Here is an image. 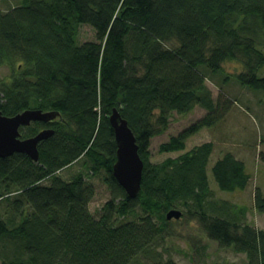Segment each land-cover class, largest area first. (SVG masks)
I'll list each match as a JSON object with an SVG mask.
<instances>
[{"label": "trees", "instance_id": "trees-1", "mask_svg": "<svg viewBox=\"0 0 264 264\" xmlns=\"http://www.w3.org/2000/svg\"><path fill=\"white\" fill-rule=\"evenodd\" d=\"M82 25L94 29L95 41L80 42ZM258 26L264 28V0H23L0 9V67L12 68L0 83V112L60 113L20 128L22 139L54 129L39 143L37 162L22 153L0 157V202L12 210L0 215L1 264H150L177 221L168 212L181 208L178 220H198L210 239L245 253L248 264H264V230L244 221L247 208L208 205L215 144L185 151L191 136L216 127L231 109L207 83L225 62L244 67L226 80L264 92ZM197 107L207 114L159 147L185 152L152 162V139L168 131L173 114ZM114 108L128 121L144 162L134 199L113 174ZM82 159L93 175L105 172L111 199L99 218L90 210L95 189L85 173L61 175ZM212 172L221 191L249 187L246 163L232 152ZM254 206L264 213L260 188ZM138 207L137 221L117 223Z\"/></svg>", "mask_w": 264, "mask_h": 264}, {"label": "rangeland", "instance_id": "rangeland-1", "mask_svg": "<svg viewBox=\"0 0 264 264\" xmlns=\"http://www.w3.org/2000/svg\"><path fill=\"white\" fill-rule=\"evenodd\" d=\"M23 0H0V9H8L20 5ZM258 34L255 36L257 47L264 51V28L258 26ZM81 43L95 41V31L89 25H82L79 31ZM175 46L176 43L170 44ZM244 70L243 64L238 61H227L224 63V70L217 75H211L208 84L218 99L221 94L222 101H229L231 109L226 117L214 128H204L187 140L189 151L195 146L205 142L215 144L214 151L208 164V175L210 187L214 194L208 199V205H221L227 201L231 205L246 207L247 213L245 222L264 230V213H260L254 206V195L257 188L264 192V92L254 90L247 86L240 85L236 79H227L229 74H237ZM259 77L264 76V66L257 72ZM12 76V68L9 66L0 67V83L8 81ZM223 91L229 93L234 103ZM203 108L197 107L192 112L180 115L173 114L168 132L156 136L151 143V160L154 163L164 161L168 157H178L185 151L175 153H162L159 147L162 143L169 141L173 135L197 122L203 116ZM243 151L247 158V171L251 173V180L246 191L225 192L221 191L213 176L212 168L216 161L227 152L233 154ZM82 159L71 167L63 170L61 175L64 179L70 180L79 172L86 175L87 183L95 189V196L90 202L92 214L99 218L102 215V208L111 199V193L104 181L105 172L102 170L93 175L84 165ZM258 170V171H257ZM45 183H49L46 181ZM18 195L13 196V198ZM6 201L0 202L1 217L10 216L11 208H8ZM185 212L184 208H181ZM8 211V212H6ZM8 213L9 215H5ZM214 213V212H213ZM142 214L141 207L137 213L126 218H117V223L126 221H137ZM158 247V253L153 258H148L150 264H248L245 253L237 252L233 247L221 246L218 242L210 239L203 230L198 220H177L171 226L170 236L164 238ZM1 264V260H0Z\"/></svg>", "mask_w": 264, "mask_h": 264}, {"label": "water", "instance_id": "water-1", "mask_svg": "<svg viewBox=\"0 0 264 264\" xmlns=\"http://www.w3.org/2000/svg\"><path fill=\"white\" fill-rule=\"evenodd\" d=\"M57 111L44 112L40 109H27L17 115L7 116L0 112V157H9L15 153L28 155L33 161L39 160L38 145L55 133L54 129L42 130L37 135L21 138V127L32 122H51L58 118ZM117 144V160L113 166V174L130 198H137L142 189L144 162L139 154L136 137L129 127L128 121L114 108L110 116ZM182 211L173 209L168 212V220L182 218Z\"/></svg>", "mask_w": 264, "mask_h": 264}, {"label": "crops", "instance_id": "crops-1", "mask_svg": "<svg viewBox=\"0 0 264 264\" xmlns=\"http://www.w3.org/2000/svg\"><path fill=\"white\" fill-rule=\"evenodd\" d=\"M208 83V82H207ZM209 85V84H208ZM225 93V95L231 100L233 101L234 103L236 102L235 99H232V96L229 95V93H227L226 91H223ZM213 96L214 98H216V95L213 93ZM207 114V111L206 110H203V115H206ZM168 132V131H167ZM238 159H241L243 160L245 163H246V166H247V161H246V158H247V155L246 153H244L243 151H240L239 153H236L234 154ZM258 171V170H257ZM249 173V172H248ZM251 174V173H249ZM246 191V190H245ZM244 192V191H243Z\"/></svg>", "mask_w": 264, "mask_h": 264}]
</instances>
